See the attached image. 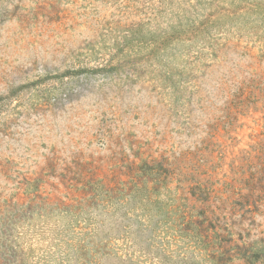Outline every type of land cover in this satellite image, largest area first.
<instances>
[{
	"label": "rangeland",
	"instance_id": "374dc122",
	"mask_svg": "<svg viewBox=\"0 0 264 264\" xmlns=\"http://www.w3.org/2000/svg\"><path fill=\"white\" fill-rule=\"evenodd\" d=\"M0 264H264V0H0Z\"/></svg>",
	"mask_w": 264,
	"mask_h": 264
}]
</instances>
